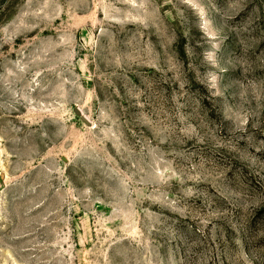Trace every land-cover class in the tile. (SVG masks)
I'll list each match as a JSON object with an SVG mask.
<instances>
[{"label":"rangeland","instance_id":"374dc122","mask_svg":"<svg viewBox=\"0 0 264 264\" xmlns=\"http://www.w3.org/2000/svg\"><path fill=\"white\" fill-rule=\"evenodd\" d=\"M0 264H264V0H0Z\"/></svg>","mask_w":264,"mask_h":264}]
</instances>
